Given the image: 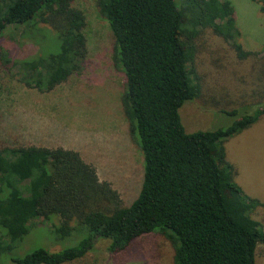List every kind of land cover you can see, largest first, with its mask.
I'll use <instances>...</instances> for the list:
<instances>
[{
  "label": "trees",
  "instance_id": "1",
  "mask_svg": "<svg viewBox=\"0 0 264 264\" xmlns=\"http://www.w3.org/2000/svg\"><path fill=\"white\" fill-rule=\"evenodd\" d=\"M251 1L264 13V0ZM97 5L125 76L121 102L142 155L140 191L125 206L72 150L0 148V264H66L81 260L99 240L117 253L149 233L172 243L173 264H255L264 227L251 213L264 211V203L246 197L236 184L225 142L264 117V54L246 51L236 41L234 10L226 1L98 0ZM8 26H26L28 37L50 40L25 59L0 50L5 70L16 68L26 88L48 93L81 72L85 16L71 0H0V36ZM201 29L228 42L238 60L254 61L252 88L238 109L257 107L225 128L188 133L179 109L201 93L192 67L193 39ZM220 111L236 116L237 108ZM35 219L50 224L57 240L81 238L59 251L18 252Z\"/></svg>",
  "mask_w": 264,
  "mask_h": 264
},
{
  "label": "rangeland",
  "instance_id": "2",
  "mask_svg": "<svg viewBox=\"0 0 264 264\" xmlns=\"http://www.w3.org/2000/svg\"><path fill=\"white\" fill-rule=\"evenodd\" d=\"M222 1L234 10L239 33L236 41L246 51L264 54L261 4ZM97 4L98 0H71L72 7L85 16L87 55L81 72L53 91L40 93L26 88L18 81L17 69L7 71L0 62V148L38 146L75 151L127 206L140 191L143 160L123 113L125 76L114 60L109 24ZM27 29L8 26L0 36V50H7L12 59L19 60L34 56L50 43L28 37L31 30ZM193 43L192 67L200 80L201 93L179 109L185 131L225 128L240 115L251 113L257 106H238L243 94L252 88L254 77L249 73L254 61L238 60L229 43L211 29H201ZM224 108L228 112L237 108L236 116L221 112ZM225 150L235 170L234 180L244 195L264 203V117L227 140ZM251 216L264 227L263 210L255 209ZM32 228L18 252L39 247L59 251L74 246L81 238L74 234L57 240L50 224L43 225L40 219L32 220ZM107 245V241L99 240L81 260L66 264H173V245L159 233L142 235L117 253L107 251ZM255 264H264V245L257 247Z\"/></svg>",
  "mask_w": 264,
  "mask_h": 264
}]
</instances>
